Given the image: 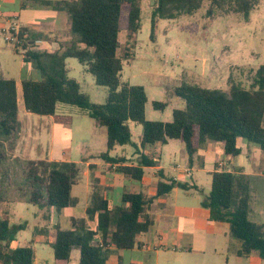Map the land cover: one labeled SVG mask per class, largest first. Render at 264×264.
I'll return each mask as SVG.
<instances>
[{
	"label": "trees",
	"instance_id": "16d2710c",
	"mask_svg": "<svg viewBox=\"0 0 264 264\" xmlns=\"http://www.w3.org/2000/svg\"><path fill=\"white\" fill-rule=\"evenodd\" d=\"M205 1L210 3L207 11L209 18L218 13H240L246 20L260 2L158 0L152 15V40L156 39L159 20L195 14ZM34 3L67 12L77 42L63 51L28 49V43H35L39 35L21 27L19 38L25 50L23 62L32 64L42 74L39 80L22 81L23 100L28 112L54 116L57 123L70 124L71 116L57 114L58 104L85 110L99 126L107 129L108 151L101 158L109 163L121 161V158L110 156V151L116 146L133 144L131 122L143 128L142 147L179 140L185 144L191 162L198 146L208 141L224 143L225 155L231 159L242 152L239 138L264 151V65L257 69L249 88L233 81L228 92L184 83L176 89V94L185 101V107L174 110L171 122L151 121L146 118L148 95L145 88L123 82L121 78L124 61L131 60L133 55L130 51L124 57L119 55L121 33L127 31L129 40L135 44L142 29V0H34ZM68 58L78 59L94 76L97 85L108 88L106 103L92 102L80 83L69 76ZM154 106L165 109L167 104L154 102ZM19 127L17 80L0 77V135L4 138L0 140V149ZM156 165L157 161L142 154L139 166L121 167L119 170L140 181L145 174L144 168ZM26 174L34 188L46 191V204L58 212L75 204L71 190L80 176L76 163L28 161ZM158 177L155 198L125 193L123 204L114 208H110L108 200L95 192L88 216L90 219L98 216L96 231L84 229L73 232L55 226L38 230L37 235L47 237L45 242L53 248L55 260L59 263L70 262L73 249L78 248L80 264H107L109 246L130 250L138 245L137 237L153 224L145 211L156 198L171 193L175 188L185 191L198 188L188 182L167 180L162 171H159ZM40 197L34 192L35 199ZM251 202L249 177L241 167H235L234 171L225 169L212 173V188L202 206L210 210L212 221L231 225L233 236L242 242L238 251L240 257L258 252L264 260V224L250 220ZM26 228V223H11L9 218L0 215V264H35L32 245L13 247L18 234Z\"/></svg>",
	"mask_w": 264,
	"mask_h": 264
},
{
	"label": "rangeland",
	"instance_id": "374dc122",
	"mask_svg": "<svg viewBox=\"0 0 264 264\" xmlns=\"http://www.w3.org/2000/svg\"><path fill=\"white\" fill-rule=\"evenodd\" d=\"M158 0H142L141 23L142 29L139 32L135 44L129 40L128 32L121 33V49L119 55L124 57L127 51L133 55L131 60L124 61L122 81L132 85L143 86L148 95L146 105V118L151 121L171 122L175 109L185 107V101L177 96L176 89L186 84L199 85L209 89H221L229 91L231 83L237 82L245 88H249L254 82L257 69L264 65V0H260L257 7L251 13L249 20L243 14L218 13L209 18L207 11L210 3L205 1L202 8L195 14L181 15L177 19H161L156 27V39L152 40V15ZM25 5L26 7H22ZM0 10L6 16L11 17V21L6 23L5 30L10 32L14 27L18 31L20 24L28 26L32 22L36 28L43 22L54 21L61 28L57 41L53 47L67 49L77 42L71 31V20L67 12H57L51 8L34 3V0H0ZM20 18V19H18ZM32 24V25H33ZM33 25V26H34ZM4 28H0V77L14 78L18 80H39L42 74L32 64L23 62L25 50L22 46L6 43L4 41ZM4 33V34H3ZM73 35L72 40L67 42L60 39ZM39 37V36H38ZM31 44L28 43V49ZM69 76L77 80L83 92L89 95L92 102L104 104L107 101L109 90L106 87L96 84L94 76L87 71L76 58L67 59ZM154 102L167 104L165 109H157ZM57 113L72 117L74 122V155L80 153L84 148L90 146L95 140V136H100L101 132L96 130L91 133L92 127H96V122L88 116L85 110L60 103ZM21 113V119H26ZM31 120L39 122L42 116L29 114ZM64 126H58L55 136L54 150L57 157H60L62 150L71 145L70 130L65 132ZM72 129V128H68ZM104 129L105 128H99ZM142 126L133 125V142H140ZM89 136V137H88ZM4 139L0 135V140ZM249 142L240 139V147L246 151ZM165 147L164 157L161 164L166 167V172L174 174L171 167L174 164L182 166L181 151L184 147L180 142H172ZM264 153V151H262ZM171 154V155H170ZM178 155V159L174 155ZM171 156V157H170ZM259 161V157L255 155ZM21 161L16 162L17 169H21ZM22 171V169H21ZM5 175V141L4 148L0 149V177ZM19 175H13L12 178ZM81 177V176H80ZM18 178L17 190H21L26 201L13 202L8 198L10 204L16 205L15 216L10 217L11 223H26L27 228L21 231L17 237V245L28 246L34 238V231L40 226H44L47 221L43 216L50 217V221L59 222L65 230L70 224L73 213L82 216L81 208L63 209L59 214L53 207L46 204V191L44 189L32 188L28 186L27 178ZM207 179V174L204 173ZM186 180V179H184ZM191 180V179H189ZM209 180V179H208ZM0 189V196L6 198L5 180ZM15 183V181H14ZM255 191L258 198L253 202V209L256 211L264 204V184L253 179ZM13 184V180H12ZM34 192L41 198L35 199ZM210 187H205V193L209 194ZM4 207L0 204V214L4 215ZM5 216V215H4ZM254 220L255 214L251 216ZM49 225V224H48ZM32 246L37 250L39 264H56L53 249L49 246ZM74 257L78 260L77 252ZM74 263V262H73Z\"/></svg>",
	"mask_w": 264,
	"mask_h": 264
},
{
	"label": "crops",
	"instance_id": "0c3cea01",
	"mask_svg": "<svg viewBox=\"0 0 264 264\" xmlns=\"http://www.w3.org/2000/svg\"><path fill=\"white\" fill-rule=\"evenodd\" d=\"M10 21L11 17L6 16L5 12L0 10V28L5 30L6 23ZM32 24V22H28V26L23 23L19 25L20 28L27 27L32 33L39 35L35 43H30L31 47L48 51L65 50L61 47H53L51 44L57 41V36L60 35L61 31L56 22H43L37 28ZM72 38L73 35H69L67 38L60 39V41L67 42L72 40ZM23 80L17 81L20 127L5 142V175L0 177V189L3 186L2 181L5 180V200L0 196V204L4 207L5 217L10 219V217L15 216L17 208L14 203L10 204L8 198L12 199L13 202L27 200L24 193L19 190V186L17 190L19 179L15 177H26L27 182H29L27 183L29 188L30 186L34 188L26 174L28 161H55L77 164L81 177L79 176L78 182L71 190V196L75 200V204L64 208H81L83 210L82 216H77L73 213L70 218V224L66 226L65 231L73 232L83 231L84 229L97 230L98 216L96 215L93 219L88 216V208L95 192L100 193L108 200L110 208L122 205V198L125 193L144 194L148 198H155L158 191V173L162 171L167 180L174 179L188 182L198 188L189 191L175 188L171 193L156 198L153 203L146 207L145 211V215L153 221V224L147 232L137 237L138 245L130 250H120L115 246H109L107 264H264V260L258 252H253L248 257H240L238 255L242 242L233 236L229 223L211 220L210 210L202 206L204 198L209 194L201 195V193H205V187L209 186L211 191L212 173L225 169L234 171L235 167H241L243 173L249 177L252 188L249 218L253 222L264 224V204L256 211L253 209V202L258 198L253 179H258L264 184V153L259 146L248 143L246 151L240 147L241 154L231 159L225 155L224 143L208 141L198 146L191 162L185 144L179 140H170L167 144L157 143L142 147V130L140 142L116 146L111 150L110 156L121 158V161L120 163H109L101 158V155L108 151L107 129L96 123V127L91 125V133L96 130L101 132L100 136H95V140L90 146L74 155L73 144L75 139L74 132L71 131L73 130L74 122L70 124L57 123L54 116H42L38 119L39 122L31 120L29 114L33 113L26 110L23 100L21 87ZM21 113L28 114L25 115L26 119L24 121L21 119ZM134 124L137 123H130L132 135ZM58 126L66 127L62 129L65 132L70 130L71 142L70 146L62 150L60 157L56 156L54 150L55 139L53 137L48 139L49 135L55 136ZM99 128H105V131ZM240 139L238 140L239 146ZM175 141L180 142L184 146L181 151V159L184 164L182 166L174 164L171 167L174 172L172 175L167 173L166 167L161 164L165 147L160 146L168 147ZM142 154L153 158L157 161V165L145 167V174L140 181L119 170L121 167L139 166ZM255 155L259 157V161L255 158ZM174 158L178 159V155L175 154ZM18 160L21 161L22 171L20 167L17 169L16 162ZM204 173L207 174V179L204 178ZM13 175L19 176L12 178ZM56 212L59 214L61 211L58 212L56 210ZM253 214L256 217L254 220L251 218ZM43 218L47 222L44 226L36 228L30 245H45L52 248L45 242L47 237L37 235V231L44 228L51 229L55 226H59L62 230L64 229L59 222L50 221L49 216L44 215ZM97 238L101 241L100 235ZM13 247H20L17 245V240L13 243ZM75 252H77L78 256L77 261L74 257ZM37 255L38 252L35 250V264H39ZM80 258L81 255L78 248L73 249L71 261L68 263L57 262L54 255L56 264H80Z\"/></svg>",
	"mask_w": 264,
	"mask_h": 264
},
{
	"label": "built area",
	"instance_id": "2783aa9c",
	"mask_svg": "<svg viewBox=\"0 0 264 264\" xmlns=\"http://www.w3.org/2000/svg\"><path fill=\"white\" fill-rule=\"evenodd\" d=\"M18 28L17 27H14L12 30H10V32H7V30H4L5 32V36H4V41L6 43H10V44H21V40L19 38V32L20 30L18 31L17 30Z\"/></svg>",
	"mask_w": 264,
	"mask_h": 264
}]
</instances>
